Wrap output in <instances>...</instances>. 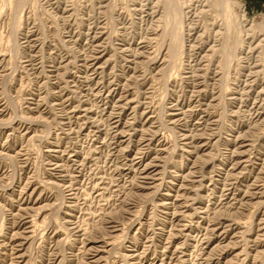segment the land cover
I'll list each match as a JSON object with an SVG mask.
<instances>
[{"label": "rangeland", "instance_id": "rangeland-1", "mask_svg": "<svg viewBox=\"0 0 264 264\" xmlns=\"http://www.w3.org/2000/svg\"><path fill=\"white\" fill-rule=\"evenodd\" d=\"M0 264H264V0H0Z\"/></svg>", "mask_w": 264, "mask_h": 264}, {"label": "bare ground", "instance_id": "bare-ground-1", "mask_svg": "<svg viewBox=\"0 0 264 264\" xmlns=\"http://www.w3.org/2000/svg\"><path fill=\"white\" fill-rule=\"evenodd\" d=\"M175 3V2H174ZM19 5V4H18ZM178 9V8H177ZM174 14H175V16L177 17L178 16V13H180L179 11H177V10H174V11H172ZM231 12V11H230ZM181 14V13H180ZM234 14V13H233ZM175 17V18H176ZM230 19V18H229ZM229 22V21H228ZM229 24H230V22H229ZM262 26V25H261ZM128 104V103H127ZM148 166V165H147ZM242 233V232H241ZM94 247V246H93ZM178 247V246H177ZM216 247V246H215Z\"/></svg>", "mask_w": 264, "mask_h": 264}]
</instances>
